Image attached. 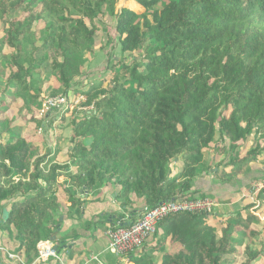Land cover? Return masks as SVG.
<instances>
[{
	"label": "trees",
	"instance_id": "trees-1",
	"mask_svg": "<svg viewBox=\"0 0 264 264\" xmlns=\"http://www.w3.org/2000/svg\"><path fill=\"white\" fill-rule=\"evenodd\" d=\"M136 1L145 11L123 7L115 13L117 42L127 56H106L113 75L105 86L81 80L88 68L83 52L95 35V18L113 14L116 0H0V77L9 87L2 90L21 100L16 117L5 112L13 101L0 100V134L7 133L0 138V215L8 209V217L0 218V234L7 231V239L17 242L8 251L23 254L27 263L38 256L37 243L60 230L63 213L52 216L61 208L59 196L69 202L66 218L76 214L78 220L91 195L108 183L120 187L114 199L130 223L144 207L201 194L195 182L224 171L219 162L208 164L211 151L221 153L226 174L262 157L264 0ZM39 22L36 41L30 34ZM27 42L31 50L24 54ZM135 51H143V60L132 55ZM42 61L55 81L50 96L68 98L74 90L84 96L82 106H91L71 117L64 163L55 161L57 151L38 156V140L22 135L27 122L47 126L48 112L38 110L37 80L28 79ZM76 84L80 88L73 89ZM18 117L25 123L12 125ZM249 138L255 146L243 154ZM259 193L264 195V181ZM206 218L203 211L165 217L157 226L155 258L146 253L136 263L253 264L264 258V239L251 227L252 214L228 215L219 234ZM259 233V246L248 241L240 250ZM77 238L68 230L55 243L60 249ZM1 240L5 248L8 242ZM58 261L50 257L39 264ZM119 261L111 258L109 264Z\"/></svg>",
	"mask_w": 264,
	"mask_h": 264
},
{
	"label": "rangeland",
	"instance_id": "rangeland-1",
	"mask_svg": "<svg viewBox=\"0 0 264 264\" xmlns=\"http://www.w3.org/2000/svg\"><path fill=\"white\" fill-rule=\"evenodd\" d=\"M167 1V0H164ZM161 2L156 5V7H160ZM127 7L136 11L137 13H142L145 11L144 7L139 4L136 0H116L114 5V13L111 14L110 12H104L103 14L99 15L95 18V35L93 36L92 43L90 44L89 49H86L83 52V56L86 58V62L88 64L86 76L81 77V80H84L89 83L97 84H104L105 86L110 83L112 79V71L110 70V66L107 64L106 56L108 54L116 57H126L127 53H123L120 50V46L117 40V33L114 30L115 24V13L118 12L121 8ZM155 7V6H154ZM155 7V8H156ZM43 25L42 22H39L38 26L35 23L33 25L32 35L36 41H39V32L38 28ZM90 25V24H89ZM3 31L0 25V37L2 36ZM24 54H28L31 50V43L27 42L24 44ZM138 60H143V51H135L132 53ZM109 67V68H108ZM0 69H1V59H0ZM52 72H50V67L48 66L46 61H42L38 67L34 69V71L29 75L30 77L37 80V84L35 88H39L40 92V108L38 109L40 115L45 114L48 112L49 117L46 118L45 123H47L46 127H39L34 123L27 122L22 129V135H28L35 140H38L41 147L39 148L38 156H43L50 151L51 153L48 154V157L54 155V151L56 150L58 154V159L55 161L62 162L66 161V157L62 155L63 150L67 149L68 144L70 143L71 138V128H70V120L72 115H74L77 111L85 110L91 108V106H82V102L84 101V96L79 95L74 90L69 92V96L65 105L60 107H50L47 104V101L50 98H54L57 96L63 95L62 93H57L55 96H50L48 93L52 87V83H54V79L51 78ZM79 84L73 87V89L80 88ZM9 89L8 86L5 85V82L0 77V100H5L7 102L13 101V104L8 107L5 111L7 115L10 117H16L17 115V107H20L21 100L19 98H13L12 94L9 92H4L3 88ZM11 87V86H10ZM88 86H84V89H87ZM22 113H25L26 110L22 108ZM39 115V116H40ZM47 115V114H45ZM19 116V115H18ZM51 116H55L51 126L48 127V121L51 119ZM17 120L13 121L12 125H22L25 123L20 117L16 118ZM17 125V126H18ZM0 138L7 136L6 132H1ZM260 145H264V141L262 139L259 140ZM255 142L252 138H249L246 141L244 148L241 150L244 151L243 154L250 148L254 147ZM68 150V149H67ZM214 155V158H212ZM216 155V156H215ZM223 155V154H222ZM47 157V158H48ZM207 162L210 166L215 167L216 164L219 162L218 167L222 170L221 176L213 177L212 180L207 181V178H199L195 185L198 186L197 189L201 194H196L191 196V199H202L208 198L212 201L213 205L210 206L209 211H207V218L206 221L208 224H211L215 230L218 232L220 229L225 226V220L230 214H234L236 211L239 210V213L242 214L243 217H247L248 214H252L254 218L252 219L251 227L255 228L256 230L261 231V235L264 239V195L259 193L261 187L263 186L264 181V152L262 154L261 159L249 162L240 172H229V166H226L224 163L221 162L222 156L220 152H212L207 155ZM177 162H174L172 171L176 172L178 169ZM213 176V175H212ZM64 180V176L58 177V181L62 182ZM106 186V185H105ZM104 186V187H105ZM108 191L115 190L114 186L109 184L107 185ZM103 187V188H104ZM100 191V190H99ZM97 191V193L99 192ZM95 193V194H97ZM61 201H64V197L59 196ZM182 199V198H181ZM179 200V199H177ZM144 210V208H143ZM68 213L69 207L67 205H61V208L57 212H52L53 218L59 216L60 213ZM70 213V212H69ZM127 214V211L124 210L121 212ZM61 216V215H60ZM78 217V215H77ZM1 218V215H0ZM60 218V217H59ZM102 225V233L110 227L108 223ZM62 226V220H61ZM84 230V229H83ZM157 231V230H156ZM7 231H5L6 233ZM87 231L84 230V233ZM104 233V234H105ZM156 232L153 237L146 242L149 247L155 245L156 243ZM84 237L86 235L84 234ZM260 233L256 238L246 239L245 243L241 245L240 250L244 249V245L250 241L252 247H257L260 245ZM51 239H46L42 241H48ZM82 241V240H81ZM17 243V242H16ZM62 250V248L60 249ZM59 250V251H60ZM135 251H129L127 253L118 254L117 257H120V262L117 264H138L134 259L131 262L129 259L124 258L129 253H133ZM109 252V251H108ZM61 253V254H60ZM110 253V252H109ZM62 252H59V256H62ZM17 256V255H16ZM18 256L15 258L17 261H20ZM61 258V257H60ZM241 259V258H240ZM158 260V259H157ZM253 264H264V258H259Z\"/></svg>",
	"mask_w": 264,
	"mask_h": 264
},
{
	"label": "crops",
	"instance_id": "crops-1",
	"mask_svg": "<svg viewBox=\"0 0 264 264\" xmlns=\"http://www.w3.org/2000/svg\"><path fill=\"white\" fill-rule=\"evenodd\" d=\"M67 149L61 151L62 155L66 157V160ZM53 151L55 152L56 150ZM58 154L59 153L56 152V159H58ZM58 162L64 163L66 161ZM107 187L108 186H105L104 188L102 187L97 194L91 195L88 198L87 202L82 205L83 210L78 220L76 214H74V218H66L68 213L62 212L63 214L60 216L62 217V226L55 235L56 240L54 239L52 241L56 242L57 239L64 235L68 230H71V232H74L76 235H78V238L74 241L68 239L67 242L61 246L62 250H60L61 248L59 250L63 255L60 256L61 258L58 261V264H109L111 263V258H118L116 255L110 254L108 252V238L105 232L102 233L103 229L101 227L102 225H105L104 222L108 223L109 225L119 226L122 223H125L129 217L126 214L123 216L124 214L121 212L124 211V209L121 208L119 202L114 199L116 192L119 191L120 187L115 188L113 191H108ZM195 188L199 189L196 185ZM87 194L88 190L87 193H84V195L81 193V196L85 197ZM95 198L98 199L92 202L91 200ZM67 204L69 205V202L63 201L64 206ZM90 219H96V223L87 229L86 223H88ZM109 228H111V226ZM83 229L87 232L84 233ZM84 234L86 237H84ZM0 238L2 239V242L5 240L8 242L5 243L7 246L4 245L5 248L3 247V250L0 252V262L4 264H39L40 262H46L50 259L49 258L43 261L37 260L36 257L32 262L27 263L23 254H18L17 252L11 251L19 257L17 259H20V261H17L15 258L8 257L6 252V250L10 249V247L17 246L16 241L13 242L10 239L8 240L7 232L5 233V231L3 233L1 232ZM149 244L147 245L145 243L143 246L135 249L133 253H129V255L124 258H127L133 262L134 259H140L141 257L146 256V253H148L151 256V260H153L155 258L154 254H156V252L152 249L155 245L149 247ZM114 264L117 263L115 262Z\"/></svg>",
	"mask_w": 264,
	"mask_h": 264
},
{
	"label": "built area",
	"instance_id": "built-area-1",
	"mask_svg": "<svg viewBox=\"0 0 264 264\" xmlns=\"http://www.w3.org/2000/svg\"><path fill=\"white\" fill-rule=\"evenodd\" d=\"M65 95L50 98L47 104L50 107H60L67 102ZM213 203L208 198L191 199L182 198L179 200H165L152 208L144 207L143 214L135 221L122 226L108 228L106 236L108 238L107 250L114 255L127 253L134 249L143 246L150 240L157 230L160 221L165 217L181 213V212H207ZM57 244L52 241H39L37 243L38 256L37 260H47L50 257H55L60 260L59 249ZM3 247L0 246V251ZM7 256L16 258V254L6 250Z\"/></svg>",
	"mask_w": 264,
	"mask_h": 264
},
{
	"label": "water",
	"instance_id": "water-1",
	"mask_svg": "<svg viewBox=\"0 0 264 264\" xmlns=\"http://www.w3.org/2000/svg\"><path fill=\"white\" fill-rule=\"evenodd\" d=\"M87 193V190H81L80 193ZM8 217V210L6 208H3L2 209V213H1V218L4 220ZM60 220H62V217L59 218ZM129 223V221L127 223H124V225H127ZM55 239V236L51 239V240H54ZM58 247V245H56ZM63 246V245H62ZM0 264H4L2 262H0Z\"/></svg>",
	"mask_w": 264,
	"mask_h": 264
}]
</instances>
